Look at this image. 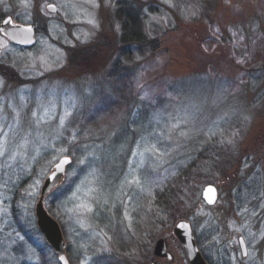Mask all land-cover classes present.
Instances as JSON below:
<instances>
[{
    "label": "rangeland",
    "instance_id": "1",
    "mask_svg": "<svg viewBox=\"0 0 264 264\" xmlns=\"http://www.w3.org/2000/svg\"><path fill=\"white\" fill-rule=\"evenodd\" d=\"M126 2L141 11L146 46L122 44L116 0H0V23L36 37L22 47L0 30L1 264H17L21 239L7 229L10 192L31 177L25 212L36 225L40 186L68 155L43 204L56 205L79 264H189L173 233L181 219L213 264H264V0ZM125 77L129 104L110 122L100 102ZM195 160L203 171L165 214L155 189ZM208 184L213 206L201 197ZM159 238L171 259L153 254Z\"/></svg>",
    "mask_w": 264,
    "mask_h": 264
},
{
    "label": "trees",
    "instance_id": "2",
    "mask_svg": "<svg viewBox=\"0 0 264 264\" xmlns=\"http://www.w3.org/2000/svg\"><path fill=\"white\" fill-rule=\"evenodd\" d=\"M116 18L121 21L122 24V44L127 43H137L139 46L147 45L150 42L146 39V36L143 31V17L141 15V11L137 8L130 6L126 0H116ZM140 46V47H141ZM140 52V49H139ZM117 65V63H116ZM128 89H130V83L125 78L116 81L113 88V94L110 99L103 100L100 102V105L106 106L104 109H108L111 104V110L113 111V115L111 117V121L115 119V117L120 116L119 110L121 111L123 108H127L129 104L128 98ZM121 96V98H119ZM128 98V99H127ZM124 106V107H123ZM99 109L100 113L94 114L93 118L98 115H104L101 111L104 109ZM98 109H96L97 111ZM108 115L102 116L107 117ZM96 121V120H95ZM106 124V123H105ZM98 126V125H97ZM96 127V126H95ZM223 157V156H222ZM205 158V157H204ZM45 161V157H42L35 163L34 171L41 166ZM199 166V167H198ZM70 169V166L68 167ZM67 168V169H68ZM202 164L196 163L192 161L189 165L186 166L185 169L180 170L173 178H168L164 180L161 186H158L155 189V199L156 204L159 208L167 215H171V208L175 205L180 206L182 200H178V197L182 194L184 187L186 188L187 184L190 183L193 179H196L195 173L203 171ZM31 177H26L21 184L14 186V189L10 192L9 198V222L7 225V229L13 230L20 234V238L18 239L15 247L12 248L14 252V259H16L17 264H61L58 260V256L55 253L53 247L45 240L44 235L39 230L37 224L27 215L25 212L26 208H28V196L24 195V188L26 183ZM57 193H61L59 190L55 191ZM55 192L50 196H54ZM65 193V192H64ZM63 194V193H62ZM28 212V211H27ZM47 212L52 216L57 222H61L58 217V211L56 209V205L52 202L47 203ZM171 217H174L173 215ZM58 222V223H59ZM62 224V225H61ZM60 227L62 229L64 239L67 241V258L69 264H79L81 249H79L75 254L71 252L73 248L70 236L68 235L65 225L61 222ZM21 240V241H19ZM196 243L200 249V239L195 238ZM26 248L30 251L35 252L36 258L35 260L29 262L23 257L26 254ZM203 257L206 259L208 264H213L209 259H207V255L202 252ZM108 258L105 256H97L93 259V261L89 264H109ZM224 264H229L227 259L224 260ZM1 264V262H0Z\"/></svg>",
    "mask_w": 264,
    "mask_h": 264
},
{
    "label": "water",
    "instance_id": "3",
    "mask_svg": "<svg viewBox=\"0 0 264 264\" xmlns=\"http://www.w3.org/2000/svg\"><path fill=\"white\" fill-rule=\"evenodd\" d=\"M47 9L55 12L56 7L55 5L50 4L47 6ZM5 21L9 22L6 23ZM0 24V30L14 44L22 47H32L35 44L36 37L32 26L12 24L9 17L4 18ZM71 162L72 159L69 155L62 156L57 163L53 165V171L45 178L42 186H40V195L35 206L37 226L44 235L45 240L53 247L61 264H69L66 257V244L59 223L47 212L43 204V199L51 190L59 185L66 172L67 166H69ZM58 165L59 167H57ZM201 197L207 206H213L218 200V191L214 185L208 184L203 188ZM173 233L182 246L189 264H208L196 243L189 221L184 219L176 221ZM238 242L241 254L245 256L247 248L242 237L238 238ZM168 252L165 240L163 238L157 239L154 243L153 254L158 258L171 259V254ZM148 264L155 263L150 262Z\"/></svg>",
    "mask_w": 264,
    "mask_h": 264
},
{
    "label": "bare ground",
    "instance_id": "4",
    "mask_svg": "<svg viewBox=\"0 0 264 264\" xmlns=\"http://www.w3.org/2000/svg\"><path fill=\"white\" fill-rule=\"evenodd\" d=\"M51 191H52V190H51ZM51 191H50V192H51ZM48 195H50V193H48L46 196H48ZM46 196H45V197H46ZM35 216H36V215H35ZM184 220H185V219H184ZM36 224H37V223H36ZM190 225H191V224H190ZM173 228H174V227H173ZM191 228H192V227H191ZM192 232H193V230H192ZM193 234H194V233H193ZM194 237H195V236H194Z\"/></svg>",
    "mask_w": 264,
    "mask_h": 264
},
{
    "label": "snow or ice",
    "instance_id": "5",
    "mask_svg": "<svg viewBox=\"0 0 264 264\" xmlns=\"http://www.w3.org/2000/svg\"><path fill=\"white\" fill-rule=\"evenodd\" d=\"M5 22L8 23L9 21H5ZM57 167H59V165Z\"/></svg>",
    "mask_w": 264,
    "mask_h": 264
}]
</instances>
